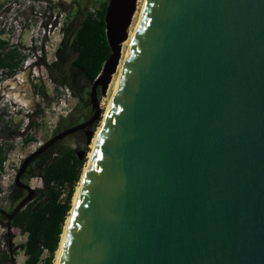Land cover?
I'll return each mask as SVG.
<instances>
[{
  "label": "water",
  "instance_id": "95a60500",
  "mask_svg": "<svg viewBox=\"0 0 264 264\" xmlns=\"http://www.w3.org/2000/svg\"><path fill=\"white\" fill-rule=\"evenodd\" d=\"M138 0H108L111 54L88 129L118 71ZM80 159L85 152H77ZM58 264H264V0H147L72 207Z\"/></svg>",
  "mask_w": 264,
  "mask_h": 264
},
{
  "label": "rangeland",
  "instance_id": "374dc122",
  "mask_svg": "<svg viewBox=\"0 0 264 264\" xmlns=\"http://www.w3.org/2000/svg\"><path fill=\"white\" fill-rule=\"evenodd\" d=\"M103 2L104 0H0V28L4 30V37L9 40L10 45L25 55L21 68L15 74L0 79V141L5 139L9 144L8 157L0 177V208L9 211L12 206L10 197L15 176L25 157L60 131L92 117L94 112L90 94L93 82H74L79 94V97H75L69 87H57L52 73L55 77H58V74L50 67L57 59L56 52L68 32L67 29L77 28L82 19V15H76L77 8L81 7L82 12L93 11L94 8L101 7ZM142 4L143 0H138L130 32L134 29ZM126 48L127 44L123 45L122 57ZM66 69L69 70V64ZM117 73L113 78L117 77ZM107 89L103 94L101 87L98 88L102 111L99 118L88 128L93 131L92 139L88 142L86 132L73 133L62 139L56 147V150L76 147L85 152L82 175L89 161L93 139L102 123L113 91V81ZM37 110L39 112H36ZM31 120L34 124L28 128L27 124ZM17 125L24 136L32 135L35 141L24 144L21 137L9 136L10 129L16 128ZM23 180L35 189L43 187V181L38 176H27ZM37 195L36 193L35 197ZM6 235L7 233L3 239L5 248L0 245V252H6L8 248L14 255L9 264H23L26 256L18 247L26 236L16 233L11 242H7ZM57 255L58 251L55 264Z\"/></svg>",
  "mask_w": 264,
  "mask_h": 264
},
{
  "label": "trees",
  "instance_id": "16d2710c",
  "mask_svg": "<svg viewBox=\"0 0 264 264\" xmlns=\"http://www.w3.org/2000/svg\"><path fill=\"white\" fill-rule=\"evenodd\" d=\"M107 3L108 0H104L103 5L94 8L93 11L82 12L81 7L77 8L76 15H82V19L77 28L67 29L68 32L57 49V59L50 67L58 74V77H55L52 73V79L57 87H69L75 97H79V94L74 82L82 80L93 82L111 54L105 23ZM24 59L25 55L10 45L9 40L4 37V30L0 28V79L15 74L21 68ZM67 64L69 70L66 69ZM33 124L34 121L31 120L27 127L31 128ZM9 136L21 137L24 144L35 141L32 135L24 136L18 125L10 129ZM60 141L35 158L22 177V180L27 176L41 178L43 187L36 189L38 195L12 220L0 214V223L7 227H18L26 234L25 242L18 247L26 256L23 264H55L65 224L73 207V198L82 175L85 158L80 159L72 148L56 150ZM8 145L5 139L0 141V177L8 157ZM26 194L24 188L14 184L9 212L13 211L15 205ZM12 238L13 234L7 233V242H11ZM8 261H12L8 253L0 252V264Z\"/></svg>",
  "mask_w": 264,
  "mask_h": 264
},
{
  "label": "bare ground",
  "instance_id": "6f19581e",
  "mask_svg": "<svg viewBox=\"0 0 264 264\" xmlns=\"http://www.w3.org/2000/svg\"><path fill=\"white\" fill-rule=\"evenodd\" d=\"M146 1H147V0H143L142 8H141V10H140V12H139L138 19H137V21H136V24H135V26H134V29L130 32L129 38L123 43V45L127 44V48H126V51H125L124 56L121 58L120 65H119V67H118V71H117V72H118V73H117V77L112 79V81H113V91H112V94H111V96H110V98H109V101H108V104H107V109H106V111H105V113H104V118H103V120H102V123H101L100 127L98 128V131L96 132V135H95V137H94V139H93V143H92V146H91V147H92V150L90 151V154H89V161H90V158H91V156H92V154H93V152H94V150H95L96 143H97V141H98V137H99V135H100L101 128H102V126H103V124H104V121H105L106 116H107V114H108L109 108H110V106H111L112 99H113V93H114V90H115V88H116V85H117V83H118V81H119L120 73H121L122 67H123L124 62H125V60H126V57H127V55H128L129 48H130V46H131V44H132V40H133V38H134L135 31H136L137 26H138V23H139V21H140L141 14H142V11H143V8H144V6H145ZM135 17H136V16H135ZM132 26H133V25H132ZM132 26H131V27H132ZM114 75H115V74H114ZM109 85H110V84H109ZM107 90H108V89H107ZM79 131H80V130H79ZM77 132H78V131H77ZM89 161H88V164H89ZM88 164H87L86 167H85V170H84V173H83V175H82L81 181H80V183H79V185H78V189H77L76 194H75V196H74V201H75V197H76V195H77V192H78V190H79V188H80V186H81V184H82V181H83V178H84V176H85V172H86V170H87ZM74 201H73V203H74ZM72 211H73V209L71 210V212H70V214H69V216H68V219H67V221H66V224H65V229H64V232H63V234H62V240H61L60 248H59V250H58V255H57L56 264H58V260H59L60 253H61V250H62V245H63L64 239H65V235H66V232H67V230H68V227H69V224H70V221H71V218H72Z\"/></svg>",
  "mask_w": 264,
  "mask_h": 264
},
{
  "label": "built area",
  "instance_id": "2783aa9c",
  "mask_svg": "<svg viewBox=\"0 0 264 264\" xmlns=\"http://www.w3.org/2000/svg\"><path fill=\"white\" fill-rule=\"evenodd\" d=\"M52 26V24H51ZM17 229V230H16ZM11 232L14 235H23L26 236V234H23L21 229L18 227H7V226H2V224L0 223V245H2L3 248H5V242L3 241V239L5 238V234ZM26 240V238H25ZM24 240V242H25ZM4 243V244H1ZM5 252V251H3ZM6 253H8V255L10 256V259H12L14 257V255H12V252L7 248ZM11 261L6 262L5 264H9Z\"/></svg>",
  "mask_w": 264,
  "mask_h": 264
},
{
  "label": "flooded vegetation",
  "instance_id": "af4514ba",
  "mask_svg": "<svg viewBox=\"0 0 264 264\" xmlns=\"http://www.w3.org/2000/svg\"><path fill=\"white\" fill-rule=\"evenodd\" d=\"M84 121H85V120H82L81 122H84ZM81 122H79V123H81ZM77 124H78V123H77ZM74 125H76V124H74ZM76 133H82V134H84V133H85V130L82 129V130H80V131H78V132H76ZM76 133H74V134H76ZM73 149H75L76 153L79 151V149L76 148V147L73 148ZM41 154H42V153H41ZM27 157H28V156H27ZM27 157H25V158L23 159L22 163L24 162V160H25ZM37 157H38V156H37ZM37 157H35V158H37ZM35 158H34V159H35ZM34 159H33V160H34ZM33 160H32V161H33ZM32 161H31V162H32ZM31 162H30V163H31ZM22 163H21V165H22ZM30 163H29V165H30ZM29 165H28L27 169L29 168ZM27 169H26V170H27Z\"/></svg>",
  "mask_w": 264,
  "mask_h": 264
}]
</instances>
